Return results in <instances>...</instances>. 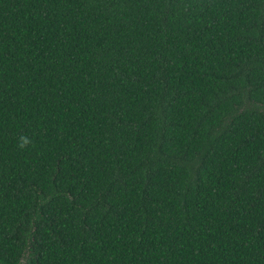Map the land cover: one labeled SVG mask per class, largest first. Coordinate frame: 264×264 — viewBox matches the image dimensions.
<instances>
[{
    "label": "trees",
    "instance_id": "trees-1",
    "mask_svg": "<svg viewBox=\"0 0 264 264\" xmlns=\"http://www.w3.org/2000/svg\"><path fill=\"white\" fill-rule=\"evenodd\" d=\"M21 259L264 264V0H0V264Z\"/></svg>",
    "mask_w": 264,
    "mask_h": 264
},
{
    "label": "clouds",
    "instance_id": "clouds-1",
    "mask_svg": "<svg viewBox=\"0 0 264 264\" xmlns=\"http://www.w3.org/2000/svg\"><path fill=\"white\" fill-rule=\"evenodd\" d=\"M32 144H33V140L29 136H27L26 134L21 135L19 137L18 147L21 150L26 149L29 145H32Z\"/></svg>",
    "mask_w": 264,
    "mask_h": 264
},
{
    "label": "water",
    "instance_id": "water-1",
    "mask_svg": "<svg viewBox=\"0 0 264 264\" xmlns=\"http://www.w3.org/2000/svg\"><path fill=\"white\" fill-rule=\"evenodd\" d=\"M23 263H24V261H23V259H21V262L19 264H23Z\"/></svg>",
    "mask_w": 264,
    "mask_h": 264
}]
</instances>
